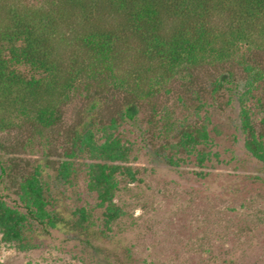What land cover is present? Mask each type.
Instances as JSON below:
<instances>
[{
	"label": "rangeland",
	"instance_id": "obj_1",
	"mask_svg": "<svg viewBox=\"0 0 264 264\" xmlns=\"http://www.w3.org/2000/svg\"><path fill=\"white\" fill-rule=\"evenodd\" d=\"M48 3L0 0V7L21 15L44 10ZM229 53V61L210 57L156 81L151 97L137 99L125 88L97 81L85 85V79L63 106L62 128L82 118L88 121L95 99L105 121L112 117L115 103L121 106L134 99L139 106L136 122L127 120L117 130L129 149L127 166L136 178L118 177L114 204L121 213L110 224L106 208L88 188L87 160H74L75 173L59 184L55 172L44 169L50 158L42 142L31 137L32 123L16 118L12 127L0 130V141L17 144L20 151H0V176L2 165L13 162L19 171L28 172L41 165L44 180L51 184V210L68 223L78 220L79 210L86 213L81 232L67 225L37 227L30 234L35 246L26 252L2 242L0 233V264H264V162L245 146L239 102L244 90L214 85L228 67L264 65V46L236 44ZM19 71L30 74L27 66ZM107 77L105 73L102 78ZM254 95L247 105L264 135V81ZM199 130L208 135L207 144L197 148L208 155L202 164L196 154L179 147L182 133ZM13 193L12 182L0 180V196L11 206L17 200Z\"/></svg>",
	"mask_w": 264,
	"mask_h": 264
},
{
	"label": "trees",
	"instance_id": "obj_2",
	"mask_svg": "<svg viewBox=\"0 0 264 264\" xmlns=\"http://www.w3.org/2000/svg\"><path fill=\"white\" fill-rule=\"evenodd\" d=\"M0 21V130L12 127L16 118L32 123L31 137L42 142L50 158L44 169L54 171L59 184L75 173L74 160H87L88 188L106 208L108 224L121 213L114 204L118 177L136 178L117 130L127 120L136 122L140 109L132 98L121 106L115 103L105 121L95 99L88 121L82 118L62 128V108L81 81L116 85L137 99L151 97L156 81L180 69L210 57L229 61L232 45L264 46V0H49L46 9L21 15L0 7ZM21 66L29 67L30 74L21 73ZM263 81L264 65L247 62L228 67L214 82L244 90L239 102L245 146L262 162L264 135L247 104ZM207 142L206 131H186L179 147L196 154L202 164L208 155L197 148ZM15 148L17 144L0 141L2 152L19 154ZM17 166L13 162L1 168L0 180H10L17 196L15 206L0 196L2 242L26 252L35 246L30 234L37 227L85 230L84 210L73 223L51 210V184L41 165L29 172Z\"/></svg>",
	"mask_w": 264,
	"mask_h": 264
}]
</instances>
